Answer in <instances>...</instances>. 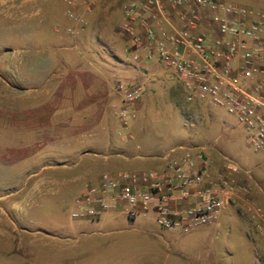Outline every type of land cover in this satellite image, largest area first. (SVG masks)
<instances>
[{
  "label": "rangeland",
  "instance_id": "374dc122",
  "mask_svg": "<svg viewBox=\"0 0 264 264\" xmlns=\"http://www.w3.org/2000/svg\"><path fill=\"white\" fill-rule=\"evenodd\" d=\"M2 1L0 264H159L162 255H168L165 264H255L254 247H261V242L241 196L221 208L215 222L188 233L161 228L153 215L133 221L114 212L88 219L71 216L81 189L106 167L92 153L79 159L92 141L85 131L75 129L74 135H67V127L53 129L68 117L79 121L87 101L89 88L76 78L69 93L62 89L66 71L73 77L80 72L107 79L118 122L122 101L115 84H143L141 97L128 106L134 116L127 125L119 122L118 140L144 148L204 147L217 169L227 157L263 181L264 153L251 148L243 126L223 108L208 101H186L173 68L154 61L141 69L125 51L118 21L99 34L97 26L77 12L80 4L75 11L82 24L68 17L65 0H33L21 9L12 7L11 16L4 15L8 4ZM129 1L100 0L92 6L99 10L111 5L118 13ZM64 35L75 39L63 42ZM71 136L75 143L67 145ZM127 165L121 168L130 170ZM242 174L247 175L240 171L236 180L248 186ZM246 196L253 198L251 189ZM85 250L89 255L76 261L68 258Z\"/></svg>",
  "mask_w": 264,
  "mask_h": 264
},
{
  "label": "built area",
  "instance_id": "2783aa9c",
  "mask_svg": "<svg viewBox=\"0 0 264 264\" xmlns=\"http://www.w3.org/2000/svg\"><path fill=\"white\" fill-rule=\"evenodd\" d=\"M65 2L68 17L82 24L75 11L80 0ZM118 31L135 62L173 68L186 101L223 108L243 126L251 148L264 153V11L219 0H130ZM115 89L122 101L119 119L127 125L134 116L128 106L141 97L143 84L117 82ZM225 159L217 169L202 149L186 150L160 172L104 171L74 199L71 216L98 218L112 203H123L130 220L152 211L161 228L188 233L215 222L220 209L241 196L264 264V200L246 196L250 188L236 176L250 172Z\"/></svg>",
  "mask_w": 264,
  "mask_h": 264
},
{
  "label": "crops",
  "instance_id": "0c3cea01",
  "mask_svg": "<svg viewBox=\"0 0 264 264\" xmlns=\"http://www.w3.org/2000/svg\"><path fill=\"white\" fill-rule=\"evenodd\" d=\"M32 1L33 0H19L17 2V0H3L2 1L3 3L8 4V10H6L7 12L4 15L6 16L14 15L15 11L12 10V7L13 8L19 7V9H21L26 3H30ZM233 1L236 2L237 4L250 7L255 11H264V0H233ZM99 2L100 0H92V1L83 0V3H79L80 7L77 8V12L81 14L86 21L91 22L93 26H97L100 34L101 32L104 31L103 29L111 28V25H109L111 21L112 23H114L113 21H118L120 23L122 20V12L117 13V11H111L110 10L111 5L100 8L99 10L97 7L95 8L92 6V3L96 4ZM105 3L108 2L105 1ZM96 9L98 10L97 12ZM60 38L62 39L63 42H70L75 39L74 36L71 35L60 36ZM146 63L147 62H142L138 64L141 69H145ZM62 75L64 79H66L62 81H66V82L61 87L66 93H69V91L73 89V86H75V82H76L74 80L75 78L83 83L86 90L89 88V92L88 93L86 92L87 101L85 104V109L83 110L81 117H79V121L76 122V119L74 117H68L67 119H65V121H63L61 126H59V124L56 123V126H54L53 128L56 131H62L64 127H67L68 129L67 135H74V131H76L75 129H81L86 132L87 137L89 139H92L91 142L86 144L88 145L87 146L88 148L83 150L79 159H82L84 156H86V154L92 153L94 157H100L102 159L101 161L103 163L102 165L106 167V170L98 172L95 179H93L89 183H97L99 175L104 171L118 172L121 170H128L121 168L125 163L128 164L127 166L130 169L128 171L141 173L150 170H155L157 172H160L168 163V161L180 158L184 154V152L188 150L183 148L181 145L169 147L168 149H159L157 147L144 148L142 147L141 143L132 144L129 141H125L124 139L118 140L115 137V133L120 128V124H119L120 121L118 122V119H116L112 114L111 105L113 101L110 97V92H109V89L111 88L112 85L108 82V80L104 78L97 80L94 79L92 75H88L87 73L83 75L80 72H77L75 77H73V75H70L68 71H66ZM46 128L48 127L46 126L43 129ZM68 139L69 138H67V140ZM74 143H75V138L72 139L71 136L70 140H68L66 144L73 145ZM201 149L203 150L204 147H196L193 150H191V152L196 153ZM92 173L95 172L92 171ZM240 179L243 183L247 184L250 187L251 196L253 197L252 198L253 200L262 201L264 199V196H262L264 193V186H263L264 181L261 176H253V175L247 176L242 174L240 176ZM237 197L241 198L240 196ZM241 200L244 199L241 198ZM193 201L194 199L189 200V202H193ZM111 212L121 213L127 218L126 205L123 203H116V202L112 203L102 215ZM147 215H153L155 219V213L152 211H148L147 213H143L138 216H147ZM133 219H131L130 221H133ZM252 228L256 232V229L253 225ZM257 238L259 242H261L258 235ZM54 246L56 245L54 244ZM260 246L261 247H257L256 249L254 247L255 264H263L262 243H260ZM56 247H58V244ZM63 247L64 246L61 245V247L59 248L62 249ZM87 250L89 249L87 248ZM86 255H89V251L85 250L79 252L77 255L75 254L74 256L69 255L68 258L72 257L74 259L73 261H76L79 256H86ZM166 257H168V255L166 256L162 255L159 264H165L167 260Z\"/></svg>",
  "mask_w": 264,
  "mask_h": 264
}]
</instances>
